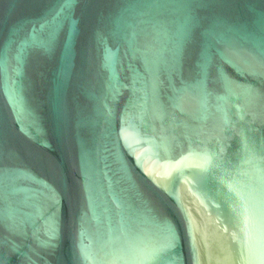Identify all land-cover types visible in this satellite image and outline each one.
<instances>
[{"label": "water", "instance_id": "1", "mask_svg": "<svg viewBox=\"0 0 264 264\" xmlns=\"http://www.w3.org/2000/svg\"><path fill=\"white\" fill-rule=\"evenodd\" d=\"M0 264H264V0H0Z\"/></svg>", "mask_w": 264, "mask_h": 264}]
</instances>
